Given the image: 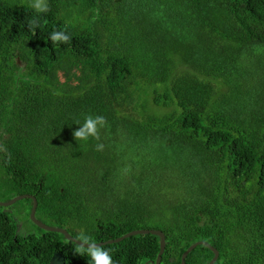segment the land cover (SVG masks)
Masks as SVG:
<instances>
[{
  "label": "trees",
  "instance_id": "1",
  "mask_svg": "<svg viewBox=\"0 0 264 264\" xmlns=\"http://www.w3.org/2000/svg\"><path fill=\"white\" fill-rule=\"evenodd\" d=\"M48 4L0 0V202L34 196L40 222L94 243L160 230V264L199 241L214 264H264V0ZM87 115L106 119L99 141L73 137ZM18 204L37 232L19 235ZM32 204L0 207V264H91ZM103 247L154 264L159 237Z\"/></svg>",
  "mask_w": 264,
  "mask_h": 264
},
{
  "label": "clouds",
  "instance_id": "2",
  "mask_svg": "<svg viewBox=\"0 0 264 264\" xmlns=\"http://www.w3.org/2000/svg\"><path fill=\"white\" fill-rule=\"evenodd\" d=\"M30 7L38 14L47 13L49 11L48 0H30ZM32 26H38V18L31 22ZM50 40L52 42L67 43L70 40V36L64 31H53L50 34ZM106 119L104 116L87 115L84 118V122L73 132L75 140L87 141L89 138H93L97 141L100 140L101 129L106 126ZM104 145L98 143L96 145L97 151H102ZM0 150H6L3 146H0ZM78 248L77 253L79 255L87 256L91 264H114L110 251L105 249L102 245L94 243L89 235L81 232L78 236ZM86 245V246H85Z\"/></svg>",
  "mask_w": 264,
  "mask_h": 264
},
{
  "label": "water",
  "instance_id": "3",
  "mask_svg": "<svg viewBox=\"0 0 264 264\" xmlns=\"http://www.w3.org/2000/svg\"><path fill=\"white\" fill-rule=\"evenodd\" d=\"M25 199H30L33 202L32 208H31L30 214H29V219L36 227H38L39 229H41L43 231L60 233V234L64 235V237L68 241L73 242L77 245L80 243V242H78L77 239L73 238L66 230H64L62 228L47 226L44 223L40 222L36 218L37 202H36V199L34 196L26 195V194L25 195H19V196L12 198L11 200H9L7 202H0V207L8 208V207L13 206L15 203L22 201V200H25ZM137 235H153V236L159 237V253L156 257L154 264H160L161 256H162L164 249H165V236H164L163 232L160 230H135V231L127 233L121 237H118L116 239L108 240L106 242H101V243H96V244L104 246L107 244L118 243V242H121L122 240H124L126 238H129L132 236H137ZM197 246H204V247L208 248L210 251H212L213 258L211 259V261L208 264H214L217 261L218 256H219L218 251L214 247H212L210 244H208L206 242L199 241V242H196V243L190 245L185 250V252L181 256L180 264H185L186 258ZM61 261H62V259L60 257H58L57 259L53 260V262L51 264H61Z\"/></svg>",
  "mask_w": 264,
  "mask_h": 264
},
{
  "label": "rangeland",
  "instance_id": "4",
  "mask_svg": "<svg viewBox=\"0 0 264 264\" xmlns=\"http://www.w3.org/2000/svg\"><path fill=\"white\" fill-rule=\"evenodd\" d=\"M138 4H140V2ZM61 80H63V78H61ZM0 195H3V191L1 192V190ZM26 212V204H18L12 209V217L17 224V231L19 235H26L28 233L37 232V229L28 222Z\"/></svg>",
  "mask_w": 264,
  "mask_h": 264
}]
</instances>
